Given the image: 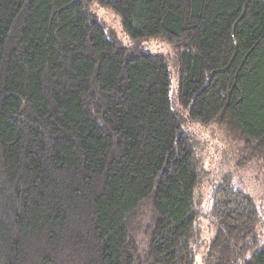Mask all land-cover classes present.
I'll list each match as a JSON object with an SVG mask.
<instances>
[{"label":"trees","instance_id":"obj_1","mask_svg":"<svg viewBox=\"0 0 264 264\" xmlns=\"http://www.w3.org/2000/svg\"><path fill=\"white\" fill-rule=\"evenodd\" d=\"M93 3L174 55L126 45ZM176 104L264 165V0H0V264H197ZM209 217L206 264H264L251 196L226 179Z\"/></svg>","mask_w":264,"mask_h":264},{"label":"rangeland","instance_id":"obj_2","mask_svg":"<svg viewBox=\"0 0 264 264\" xmlns=\"http://www.w3.org/2000/svg\"><path fill=\"white\" fill-rule=\"evenodd\" d=\"M92 10L104 23L107 30L118 36L129 46L137 45L152 53H168L174 55L172 44L162 37L142 40H132L124 31L120 17L112 10L97 3L92 4ZM171 70V96L176 99L179 73L173 62ZM175 107L180 108L176 104ZM183 117V128L191 136L197 154L201 171L199 186L196 189L195 200L201 212L199 225L202 237L196 252L197 264H206L205 250L214 237V228L210 223V209L213 196L219 184L228 179L235 188L252 197L260 214L255 235L264 240V165L244 158L236 138L230 137L228 131L218 123L202 124L190 120L187 111L180 109Z\"/></svg>","mask_w":264,"mask_h":264}]
</instances>
